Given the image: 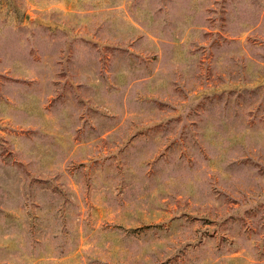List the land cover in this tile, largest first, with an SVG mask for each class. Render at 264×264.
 I'll return each mask as SVG.
<instances>
[{"label":"rangeland","instance_id":"1","mask_svg":"<svg viewBox=\"0 0 264 264\" xmlns=\"http://www.w3.org/2000/svg\"><path fill=\"white\" fill-rule=\"evenodd\" d=\"M0 264H264V0H0Z\"/></svg>","mask_w":264,"mask_h":264}]
</instances>
